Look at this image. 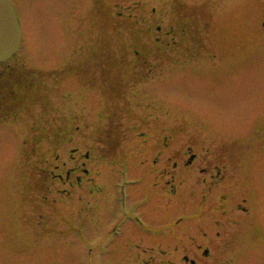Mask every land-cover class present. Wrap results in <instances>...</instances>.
<instances>
[{
	"label": "rangeland",
	"instance_id": "374dc122",
	"mask_svg": "<svg viewBox=\"0 0 264 264\" xmlns=\"http://www.w3.org/2000/svg\"><path fill=\"white\" fill-rule=\"evenodd\" d=\"M13 1L0 264H264V0Z\"/></svg>",
	"mask_w": 264,
	"mask_h": 264
},
{
	"label": "trees",
	"instance_id": "16d2710c",
	"mask_svg": "<svg viewBox=\"0 0 264 264\" xmlns=\"http://www.w3.org/2000/svg\"><path fill=\"white\" fill-rule=\"evenodd\" d=\"M107 25V24H106ZM160 41H155L152 45L158 46L163 45V43H159ZM181 40L176 43L172 41L171 47L178 48L180 45ZM170 44L165 45L164 48H161V50L166 51L169 50ZM133 48V56L135 57V61H137L138 68H141L143 72L148 73L150 71L151 65L150 63V56L153 54V52L150 54V52L146 51L143 46H141L140 41H136L132 44ZM138 49L137 51H135ZM160 50V49H159ZM158 50V51H159ZM56 74L54 72H51L49 74H41L36 71H29L25 69L24 67H16L11 68L10 71L3 70L0 73V107L3 109L4 107L9 106L12 104V102L15 105L16 111H18V117L23 113V111H26L29 109L30 106L38 105L39 103L43 104V107L45 108L47 105V102L45 99H42L40 97L38 91H36V86L34 84H41L46 83V79H51L52 77H55ZM57 80V78H56ZM42 99V100H41ZM0 119H6V117L0 116ZM57 140H55L54 144L52 145V148L57 144ZM38 144V142H37Z\"/></svg>",
	"mask_w": 264,
	"mask_h": 264
},
{
	"label": "water",
	"instance_id": "95a60500",
	"mask_svg": "<svg viewBox=\"0 0 264 264\" xmlns=\"http://www.w3.org/2000/svg\"><path fill=\"white\" fill-rule=\"evenodd\" d=\"M20 35L11 2L0 0V62L16 53L20 44Z\"/></svg>",
	"mask_w": 264,
	"mask_h": 264
}]
</instances>
